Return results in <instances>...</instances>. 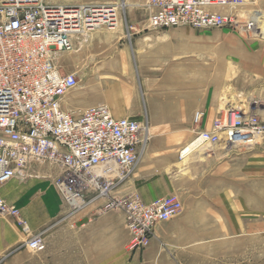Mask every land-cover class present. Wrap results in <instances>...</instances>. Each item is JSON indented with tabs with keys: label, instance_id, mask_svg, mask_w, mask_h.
<instances>
[{
	"label": "crops",
	"instance_id": "crops-1",
	"mask_svg": "<svg viewBox=\"0 0 264 264\" xmlns=\"http://www.w3.org/2000/svg\"><path fill=\"white\" fill-rule=\"evenodd\" d=\"M126 1L131 5L145 0ZM213 38L186 26L155 30L132 17L115 29L74 36L73 49L56 55L62 73H76L80 80L63 98L65 110L107 105L115 117L151 127L152 137L115 193L138 194L145 202L177 195L183 209L158 223L145 247L133 251L122 212L99 214L101 201L73 212L49 185L46 223L52 233L46 237L47 264H263L261 146L204 145L179 156L194 138V129H212L230 105L224 107L225 100L240 93L233 89L231 98L224 97L225 79L215 74ZM197 111L203 115L199 124L194 123ZM247 222L255 227L254 235L239 234ZM232 239L254 245L232 247ZM22 240V234L0 218V264H5L7 253L20 252L17 244ZM203 242L210 244L200 245ZM248 253L254 263H247Z\"/></svg>",
	"mask_w": 264,
	"mask_h": 264
},
{
	"label": "built area",
	"instance_id": "built-area-1",
	"mask_svg": "<svg viewBox=\"0 0 264 264\" xmlns=\"http://www.w3.org/2000/svg\"><path fill=\"white\" fill-rule=\"evenodd\" d=\"M247 2L146 0L145 4L149 26L155 30L186 26L252 32L256 17H246L241 9ZM118 25L116 4L0 1V187L24 177L33 160L57 165L62 173L55 185L70 210L101 201L99 214L122 212L129 249L135 251L145 247L158 223L177 216L183 204L177 195L145 202L138 194H114L150 140L149 126L117 118L107 105L65 110L62 100L79 87L80 80L76 73H62L56 63L58 53L73 49L74 36ZM202 116L197 111L194 123L199 124ZM263 134L264 121L254 113L237 108L222 111L212 129H194V138L179 156L184 158L204 145L235 147ZM0 214L20 215L1 193ZM27 244L33 251H43L45 236L35 233Z\"/></svg>",
	"mask_w": 264,
	"mask_h": 264
},
{
	"label": "rangeland",
	"instance_id": "rangeland-1",
	"mask_svg": "<svg viewBox=\"0 0 264 264\" xmlns=\"http://www.w3.org/2000/svg\"><path fill=\"white\" fill-rule=\"evenodd\" d=\"M45 1L58 3L66 0ZM90 1H102L100 4H116L119 12V25L117 27L127 25V22H129L132 17H135V21L138 23H149V9L145 4L146 0L143 3L131 5L127 4L126 0H112V2H106L109 0ZM241 7L246 17H256L257 25L254 31H235L228 28L198 30L208 32L209 35L214 36L215 74L223 76L225 79L222 85L225 87L223 89L224 97L231 98L234 93L231 92L233 89H238L240 91L236 98L232 97L228 102L225 100L226 103L224 107L229 104L231 107L228 106L224 108V110L237 108L246 113H254L260 120L264 121V0H248V2ZM205 63L206 62H202L201 64ZM149 132L150 137H152L153 132L151 131V127H149ZM248 137L250 136L247 135L244 138ZM251 138L254 139L237 146H246L248 148L261 146L264 177V134ZM46 166L50 169L47 170ZM61 173L62 169L57 165L33 160L24 177L13 178L0 189L8 203L16 206L20 211L18 217L0 214V218L6 220L8 226L12 227L16 232H20L23 237V240L17 244V247L19 246L18 251L22 252V254L20 252L7 253L5 264H47V248L43 251L36 252L29 249L26 242L31 235L35 233H42L45 239L48 233H52V227L46 223L49 212L45 199L51 196L48 195L49 185L54 187L61 204L69 208L62 200L55 185V179ZM9 185L14 186L9 187ZM114 194H116L115 191ZM262 212L261 233L264 264V205L262 207ZM20 219L25 220L26 223L21 224L19 221ZM62 220L63 218H60V221ZM258 224L257 222V225ZM60 226L63 227L61 224ZM254 231L255 227L250 226L249 222H247L246 225L241 228L239 234L243 236L250 234L254 235ZM67 233L70 232L68 231ZM66 241H70V237L67 236ZM60 242L62 245L63 239H61ZM207 243L208 242H203L200 245L210 244ZM231 245L232 247L239 245L251 247L254 245V242L238 243L237 240L232 239ZM249 262L254 263V255L250 253L247 254V263Z\"/></svg>",
	"mask_w": 264,
	"mask_h": 264
},
{
	"label": "bare ground",
	"instance_id": "bare-ground-1",
	"mask_svg": "<svg viewBox=\"0 0 264 264\" xmlns=\"http://www.w3.org/2000/svg\"><path fill=\"white\" fill-rule=\"evenodd\" d=\"M229 110H230V109H229ZM229 110L226 109V110H224V112H228ZM241 139L244 140V139H246V138L243 137V138H241ZM27 242H28V240H27ZM27 242H26V243H27ZM27 247L29 248L28 244H27ZM29 249H31V248H29ZM31 250H32V249H31Z\"/></svg>",
	"mask_w": 264,
	"mask_h": 264
}]
</instances>
